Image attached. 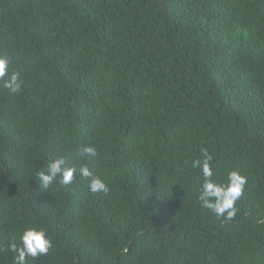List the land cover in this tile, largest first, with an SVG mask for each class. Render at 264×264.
Wrapping results in <instances>:
<instances>
[{
  "label": "trees",
  "instance_id": "obj_1",
  "mask_svg": "<svg viewBox=\"0 0 264 264\" xmlns=\"http://www.w3.org/2000/svg\"><path fill=\"white\" fill-rule=\"evenodd\" d=\"M0 57V264L32 227L53 247L27 264H264V0H0ZM205 148L248 178L230 220L199 200ZM58 158L109 193L45 188Z\"/></svg>",
  "mask_w": 264,
  "mask_h": 264
},
{
  "label": "clouds",
  "instance_id": "obj_2",
  "mask_svg": "<svg viewBox=\"0 0 264 264\" xmlns=\"http://www.w3.org/2000/svg\"><path fill=\"white\" fill-rule=\"evenodd\" d=\"M0 80H3V86L10 92L15 93L21 87L20 73L12 69L11 62L4 57H0ZM81 156H96L97 151L93 146H84L79 149ZM203 159H196L191 167L198 169L203 177L199 189V200L202 206L207 208L217 217L232 219L236 215V202L242 196L247 184V176L241 174L238 170L227 173L225 183H217L213 180L214 167L212 165L213 157L207 149L201 150ZM79 177L89 181L88 188L92 193H103L107 195L110 191L109 186L87 167L77 168L71 162L64 158H58L50 161L46 166V172H40L39 177L45 188L53 182L61 185H69L74 178ZM10 250L15 254L14 264H27L29 258L46 256L52 249V240L43 228H27L20 237V246L15 240L9 245ZM128 248L121 250V255H127Z\"/></svg>",
  "mask_w": 264,
  "mask_h": 264
}]
</instances>
